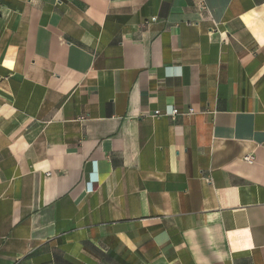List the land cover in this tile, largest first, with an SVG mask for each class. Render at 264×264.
<instances>
[{
  "label": "crops",
  "instance_id": "0c3cea01",
  "mask_svg": "<svg viewBox=\"0 0 264 264\" xmlns=\"http://www.w3.org/2000/svg\"><path fill=\"white\" fill-rule=\"evenodd\" d=\"M0 264H264V0H0Z\"/></svg>",
  "mask_w": 264,
  "mask_h": 264
},
{
  "label": "built area",
  "instance_id": "2783aa9c",
  "mask_svg": "<svg viewBox=\"0 0 264 264\" xmlns=\"http://www.w3.org/2000/svg\"><path fill=\"white\" fill-rule=\"evenodd\" d=\"M202 7H203V3H202ZM192 112H193V109L192 108H189L186 112H182V111L178 110L177 108L172 107L169 112H166L165 113V115H168L171 118H175L177 115H182V114L192 113ZM153 113L156 116L157 115H163L161 112H159V110H155ZM243 158H244V160L250 162V161L253 160V155L252 154H245ZM47 174H49V172H47Z\"/></svg>",
  "mask_w": 264,
  "mask_h": 264
}]
</instances>
